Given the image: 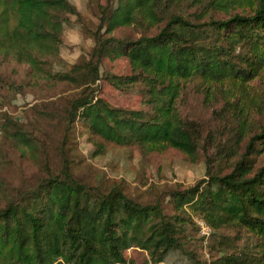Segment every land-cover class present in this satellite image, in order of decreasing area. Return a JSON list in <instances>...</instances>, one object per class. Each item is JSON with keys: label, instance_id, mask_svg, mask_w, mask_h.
Listing matches in <instances>:
<instances>
[{"label": "trees", "instance_id": "obj_1", "mask_svg": "<svg viewBox=\"0 0 264 264\" xmlns=\"http://www.w3.org/2000/svg\"><path fill=\"white\" fill-rule=\"evenodd\" d=\"M69 14L78 15L70 0H0V53L26 62L47 83L68 79L81 87L89 76L90 84L103 77L117 89L140 83L147 109L113 106L98 96L99 84L85 85L69 102L64 133L80 125L96 153L109 143L142 153L170 147L191 160L202 153L205 176L167 189L165 203L140 202L120 183L103 189L77 179L64 156L60 168L45 166L0 206V264H136L125 256L129 247L146 252L144 264H264V164L256 165L264 121L251 116L264 107V0L97 2L88 56L53 72L49 58L59 52ZM128 28L138 35L118 34ZM105 57H125L130 73L100 74ZM194 76L222 101L213 111L225 134L208 136L216 142L212 155L200 123L179 109ZM22 126L0 115V132L30 145ZM204 241L209 259L199 253Z\"/></svg>", "mask_w": 264, "mask_h": 264}, {"label": "rangeland", "instance_id": "obj_2", "mask_svg": "<svg viewBox=\"0 0 264 264\" xmlns=\"http://www.w3.org/2000/svg\"><path fill=\"white\" fill-rule=\"evenodd\" d=\"M70 1L78 10V15H68L69 21L64 25L59 52L55 58H49L53 72H65L72 64L88 56L93 44L89 32L97 22V2H106ZM124 33L138 35L131 28L118 31V34ZM130 71L129 61L125 57H105L100 64V74H129ZM36 78L26 62H19L12 56L0 53V115L7 112L23 125V129L31 133L32 139L30 145L16 143L0 132V206L18 189L29 186L42 177L45 166L60 168L64 163V156L77 179L103 189L113 183H120L130 197L140 202L165 199L167 189L186 187L205 176L206 165L202 153L197 159L191 160L170 147L160 152L142 153L134 144L121 146L111 143L105 145L103 152L96 153L93 140L80 125L71 126L69 133H64L62 119L67 113L69 102L86 88L85 85L99 84L98 96L113 106L147 109L139 91L143 88L140 83L117 89L103 77L92 84L90 76L84 77L87 84L81 87L68 79L47 83L44 79ZM254 84L255 81L247 86ZM205 88L206 82L201 77L190 78L179 109L183 115L200 123L206 136L203 145L207 147L208 154L212 155L216 142L211 144L207 140L208 136L218 138L225 134L221 121L215 118L213 111L214 108H219L222 101L219 96L208 97ZM251 116L254 121H264V107L260 111L252 108ZM216 162L213 164L215 168L221 165L225 169L227 166L220 163L216 166ZM261 164H264V152L256 155V165ZM166 201L167 199L164 203ZM196 221L198 223L202 220L196 218ZM189 233L192 234V231H188ZM200 234L194 232L195 244L199 243ZM205 243L204 241V247L199 248V253L209 259L210 253ZM125 256L136 264H144L148 260L146 252L137 247L126 249Z\"/></svg>", "mask_w": 264, "mask_h": 264}, {"label": "built area", "instance_id": "obj_3", "mask_svg": "<svg viewBox=\"0 0 264 264\" xmlns=\"http://www.w3.org/2000/svg\"><path fill=\"white\" fill-rule=\"evenodd\" d=\"M198 223L200 225V231L202 235H208L209 228L206 226V224L203 221H199Z\"/></svg>", "mask_w": 264, "mask_h": 264}]
</instances>
